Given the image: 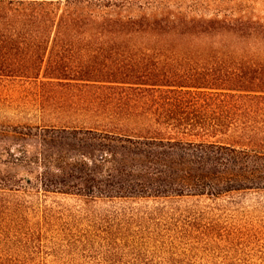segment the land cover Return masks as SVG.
<instances>
[{
	"label": "trees",
	"instance_id": "1",
	"mask_svg": "<svg viewBox=\"0 0 264 264\" xmlns=\"http://www.w3.org/2000/svg\"><path fill=\"white\" fill-rule=\"evenodd\" d=\"M0 264H264V0H0Z\"/></svg>",
	"mask_w": 264,
	"mask_h": 264
},
{
	"label": "rangeland",
	"instance_id": "2",
	"mask_svg": "<svg viewBox=\"0 0 264 264\" xmlns=\"http://www.w3.org/2000/svg\"><path fill=\"white\" fill-rule=\"evenodd\" d=\"M14 139L8 135H0V149L4 146L13 147Z\"/></svg>",
	"mask_w": 264,
	"mask_h": 264
}]
</instances>
